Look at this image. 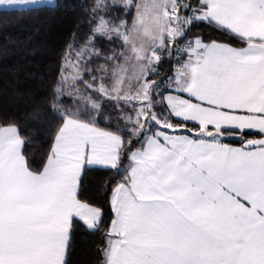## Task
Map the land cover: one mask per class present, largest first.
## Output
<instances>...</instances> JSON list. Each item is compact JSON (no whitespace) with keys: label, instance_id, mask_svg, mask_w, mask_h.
Masks as SVG:
<instances>
[{"label":"snow or ice","instance_id":"6c2138e0","mask_svg":"<svg viewBox=\"0 0 264 264\" xmlns=\"http://www.w3.org/2000/svg\"><path fill=\"white\" fill-rule=\"evenodd\" d=\"M61 6L0 0V25ZM76 6L43 127L0 122V264H72L77 233L99 264H264V0Z\"/></svg>","mask_w":264,"mask_h":264},{"label":"trees","instance_id":"16d2710c","mask_svg":"<svg viewBox=\"0 0 264 264\" xmlns=\"http://www.w3.org/2000/svg\"><path fill=\"white\" fill-rule=\"evenodd\" d=\"M60 8L41 10L37 15L18 19L16 15L7 17L8 23L0 25V45L7 44L11 36L25 41L19 51H13L7 58L0 59V122L8 123L11 118L21 121L29 128L43 127L38 119L32 118L33 110L39 106L56 80L61 57L75 30L81 9L76 6L84 0H58ZM38 29V31H37ZM85 31H87L85 29ZM206 35L217 40L228 38L219 32L205 30ZM31 36L30 40L26 38ZM253 138L252 135L248 137ZM226 142L240 143L238 137ZM47 146V138L37 132L28 149L31 159L38 163ZM85 199L102 205L107 212L106 196L89 177ZM83 233H77L72 264H99L100 257L95 248L100 243L99 235L90 237L91 245L82 241Z\"/></svg>","mask_w":264,"mask_h":264},{"label":"crops","instance_id":"0c3cea01","mask_svg":"<svg viewBox=\"0 0 264 264\" xmlns=\"http://www.w3.org/2000/svg\"><path fill=\"white\" fill-rule=\"evenodd\" d=\"M251 139V138H250ZM234 146H239L238 144H233Z\"/></svg>","mask_w":264,"mask_h":264},{"label":"rangeland","instance_id":"374dc122","mask_svg":"<svg viewBox=\"0 0 264 264\" xmlns=\"http://www.w3.org/2000/svg\"><path fill=\"white\" fill-rule=\"evenodd\" d=\"M69 71H70V69H69Z\"/></svg>","mask_w":264,"mask_h":264},{"label":"water","instance_id":"95a60500","mask_svg":"<svg viewBox=\"0 0 264 264\" xmlns=\"http://www.w3.org/2000/svg\"><path fill=\"white\" fill-rule=\"evenodd\" d=\"M254 138V137H253Z\"/></svg>","mask_w":264,"mask_h":264}]
</instances>
